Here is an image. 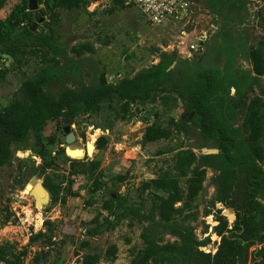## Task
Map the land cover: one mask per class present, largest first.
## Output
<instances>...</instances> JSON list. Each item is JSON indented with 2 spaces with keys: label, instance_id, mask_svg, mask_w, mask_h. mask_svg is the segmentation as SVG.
Instances as JSON below:
<instances>
[{
  "label": "rangeland",
  "instance_id": "1",
  "mask_svg": "<svg viewBox=\"0 0 264 264\" xmlns=\"http://www.w3.org/2000/svg\"><path fill=\"white\" fill-rule=\"evenodd\" d=\"M39 1L28 22L17 25L15 41L0 43V114L14 103L28 105L38 89L59 102L67 92L82 95L106 80L145 77L136 90L122 91L138 99L115 95L72 119L74 144L85 149L79 158L68 155L63 130V114L73 106L60 116L40 111L26 151H17L0 130V264H131L145 248L147 230L154 243L178 242L169 233L172 222L191 226L200 250L214 257L223 233L249 212L248 181L240 172L233 207L220 201L223 168L209 158L220 150L197 126L184 131L183 97L197 70L225 71L216 112L234 130L241 153H253L264 186V76L251 57L259 52L264 58V1L247 0L244 16L226 19L220 0H191L183 16L160 26L124 1L86 0L74 10ZM23 6V0H6L0 20ZM50 27L67 58L42 44ZM74 161L99 166L88 174L72 168ZM35 177L48 185L47 206H37L26 191ZM256 201L264 206V189ZM120 204L142 215L115 217L110 208ZM229 208L235 219L227 216ZM262 261L264 239L251 246L245 264Z\"/></svg>",
  "mask_w": 264,
  "mask_h": 264
},
{
  "label": "trees",
  "instance_id": "2",
  "mask_svg": "<svg viewBox=\"0 0 264 264\" xmlns=\"http://www.w3.org/2000/svg\"><path fill=\"white\" fill-rule=\"evenodd\" d=\"M123 0H116L115 5ZM264 1V0H262ZM24 6L19 10H13L6 20H0V43L7 39L12 43L15 41L13 35L19 23L30 19L31 12L28 10L27 0H23ZM6 0H0V9L5 5ZM247 0H220L221 11L225 10L226 19L233 14L242 17L247 12ZM54 9L74 10L87 6L86 0H53ZM221 14V12H220ZM225 16V15H224ZM57 18V14L54 16ZM230 19V18H229ZM50 26V25H49ZM55 30L50 27V36L42 38V44L55 55L68 57V51L56 39ZM33 35L32 33H29ZM11 53L10 49L6 50ZM89 51L94 52L93 48ZM252 60L258 76H264V58L259 52H253ZM145 74H139L135 79L124 78L119 84L102 82L97 86L86 88L82 95L75 92H67L59 102L54 101L42 90H35L29 96V104L21 105L14 103L10 109L0 114V130L3 138L11 140L17 151H26L29 148V133L36 127L37 114L44 109L50 110L56 116H60L62 108L73 106L63 114L65 119L72 120L79 113H92L99 104L106 99L118 95L122 99L136 100L138 97L129 96L123 93V89L132 88L136 90L138 85L143 84ZM195 85L188 95L183 97L186 102V113L181 121L184 131L187 125L197 126L208 138L216 141L220 155L209 156L217 159L221 164L220 175L218 176L220 201L227 207H233L232 200L235 195L239 174H246L248 181L247 210L243 217L237 219L234 228L223 233L221 246L214 257L205 254L200 250L202 243L199 242L194 229L191 226L172 222L169 226V233L178 239V242L159 244L154 243L147 230L143 236L145 248L141 250L133 259L131 264H245L249 258L251 246L263 241L264 236L260 232L264 231V206L257 200L259 190L264 189L260 177V168L253 159L252 152L241 153L239 140L234 130L223 121L217 114L215 103L218 96L224 89L226 83V73L221 67L199 69L195 73ZM140 87V86H139ZM144 96V101H147ZM64 119V120H65ZM63 120V121H64ZM75 163V164H74ZM74 166L83 167V173L91 174L98 168L99 164L79 163L74 161ZM226 164V168L225 167ZM91 168H90V166ZM93 165V167H92ZM75 169V168H74ZM101 183V181L99 182ZM158 188H163L159 182H155ZM45 186L48 185L45 183ZM115 217L121 214L127 216L133 214L141 216L140 210L128 209V207L116 206L110 208ZM261 219V222L256 220ZM224 218H220V222ZM222 233L220 234V236ZM261 258H257L259 261ZM261 261V260H260ZM264 263V261H262Z\"/></svg>",
  "mask_w": 264,
  "mask_h": 264
},
{
  "label": "built area",
  "instance_id": "3",
  "mask_svg": "<svg viewBox=\"0 0 264 264\" xmlns=\"http://www.w3.org/2000/svg\"><path fill=\"white\" fill-rule=\"evenodd\" d=\"M98 1V0H96ZM126 5L134 6L153 26H160L169 20L179 19L191 4V0H123ZM98 4V2L96 3ZM95 2L91 6L96 5ZM199 46V44H197ZM192 46V50L198 49ZM123 79V78H122ZM113 83V82H110ZM206 251V250H205Z\"/></svg>",
  "mask_w": 264,
  "mask_h": 264
},
{
  "label": "water",
  "instance_id": "4",
  "mask_svg": "<svg viewBox=\"0 0 264 264\" xmlns=\"http://www.w3.org/2000/svg\"><path fill=\"white\" fill-rule=\"evenodd\" d=\"M28 2V10L30 12H36L39 10L40 8V1L39 0H27ZM45 22V18L44 17H40L38 19V23H44ZM35 29V26L33 27L32 30ZM65 123V127H64V132L67 134V144H68V148H67V153L68 155L75 157V158H79L80 156H82V154L84 153V147H82L80 145V150L79 152L74 151L71 146L74 144V134L72 132H70L71 130V122L72 120L70 119H65L63 121ZM88 151V150H87ZM76 152V153H75ZM26 191L29 192V194L36 200L37 206H41L43 204V206H47L51 200V196L49 191L47 190V188L45 187L44 183L40 182L38 180V178H33L30 183L26 186ZM233 209L229 208L226 210V214L227 216H229L230 218H233Z\"/></svg>",
  "mask_w": 264,
  "mask_h": 264
},
{
  "label": "bare ground",
  "instance_id": "5",
  "mask_svg": "<svg viewBox=\"0 0 264 264\" xmlns=\"http://www.w3.org/2000/svg\"><path fill=\"white\" fill-rule=\"evenodd\" d=\"M71 148H72L74 151H76V152L81 151V150H80V144H77V143L73 144V145L71 146ZM76 152H75V153H76Z\"/></svg>",
  "mask_w": 264,
  "mask_h": 264
}]
</instances>
